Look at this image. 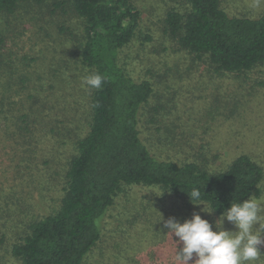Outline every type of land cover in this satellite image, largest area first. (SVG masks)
<instances>
[{
	"label": "rangeland",
	"instance_id": "1",
	"mask_svg": "<svg viewBox=\"0 0 264 264\" xmlns=\"http://www.w3.org/2000/svg\"><path fill=\"white\" fill-rule=\"evenodd\" d=\"M41 1L0 13V112L9 111L10 120L15 112L16 119L31 114L26 131L5 127L0 114V264H20L11 247L31 222L57 211L75 137L87 130L89 87L83 78L89 73L74 67V59L66 63L60 52L69 33L77 41L82 21ZM132 1L141 14V35L124 50L122 63L153 88L141 114L143 143L157 158L177 164L218 171L245 154L264 169V62L242 76L213 77L163 32L164 12L173 1ZM263 6L264 0H222L231 15L256 17ZM257 200L264 205V180ZM202 208L164 198L159 189L125 188L98 221L102 238L84 264H174L175 244L164 235L163 221L183 222L196 212L215 226L220 216ZM223 228L237 231L226 220ZM259 250L253 264H264V244Z\"/></svg>",
	"mask_w": 264,
	"mask_h": 264
},
{
	"label": "trees",
	"instance_id": "2",
	"mask_svg": "<svg viewBox=\"0 0 264 264\" xmlns=\"http://www.w3.org/2000/svg\"><path fill=\"white\" fill-rule=\"evenodd\" d=\"M25 1L0 0V13L11 14ZM50 1L53 12L68 10L82 21L80 36L72 41L69 33L61 57L66 63L74 59V67L89 75L99 73L104 81L99 89L88 88L87 130L75 137L76 154L65 172L58 209L28 225L11 247L16 261L84 264L102 238L98 221L128 187L159 189L164 198L173 197L187 206L193 205L187 193L199 188L201 200L217 216L232 201L260 197L264 169L248 155L210 171L194 162L159 159L143 143L141 114L153 88L149 81L133 78L122 63L124 50L141 35V14L132 0ZM171 1L174 6L162 19L163 32L191 63L205 64L218 78L242 76L264 62V6L258 16L246 17L231 15L222 0ZM8 112H0L5 127L18 125L26 131L23 126L31 114L21 113L16 119L15 112V120H10L13 116Z\"/></svg>",
	"mask_w": 264,
	"mask_h": 264
},
{
	"label": "clouds",
	"instance_id": "3",
	"mask_svg": "<svg viewBox=\"0 0 264 264\" xmlns=\"http://www.w3.org/2000/svg\"><path fill=\"white\" fill-rule=\"evenodd\" d=\"M103 81L104 77L99 73L83 78L84 85L95 89H99ZM187 195L194 206L203 205L204 213H214L201 200L199 188H192ZM225 220L232 223L237 231L224 230ZM262 220L264 205L252 196L247 200L232 201L216 220L215 226L194 212L183 222L169 217L163 221V229L167 230L164 235L175 244L174 264H253L262 255L259 250V246L264 244ZM255 225L259 228H254ZM173 237L176 238L174 241Z\"/></svg>",
	"mask_w": 264,
	"mask_h": 264
}]
</instances>
